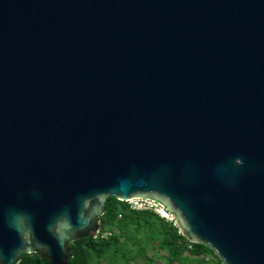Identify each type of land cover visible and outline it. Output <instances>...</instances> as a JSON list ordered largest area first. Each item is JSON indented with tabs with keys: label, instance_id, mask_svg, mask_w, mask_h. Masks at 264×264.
<instances>
[{
	"label": "water",
	"instance_id": "water-1",
	"mask_svg": "<svg viewBox=\"0 0 264 264\" xmlns=\"http://www.w3.org/2000/svg\"><path fill=\"white\" fill-rule=\"evenodd\" d=\"M109 197L264 264V0H0V264H68Z\"/></svg>",
	"mask_w": 264,
	"mask_h": 264
},
{
	"label": "trees",
	"instance_id": "trees-1",
	"mask_svg": "<svg viewBox=\"0 0 264 264\" xmlns=\"http://www.w3.org/2000/svg\"><path fill=\"white\" fill-rule=\"evenodd\" d=\"M154 245L166 252V264H221L209 248L184 238L172 220L150 209H131L113 197L105 202V212L99 218V234L69 243L67 263L138 264L137 260L142 259L146 264L152 262L147 251ZM18 264L50 262L31 253L22 254Z\"/></svg>",
	"mask_w": 264,
	"mask_h": 264
},
{
	"label": "rangeland",
	"instance_id": "rangeland-1",
	"mask_svg": "<svg viewBox=\"0 0 264 264\" xmlns=\"http://www.w3.org/2000/svg\"><path fill=\"white\" fill-rule=\"evenodd\" d=\"M142 207L144 209H151L154 212L158 211V213H160L162 216L166 217L167 219H169L168 215L163 213L161 210H157L158 208L155 207L152 203L148 202V203H142ZM154 208V209H153ZM138 210H143V209H138ZM148 254L152 259V262H146V264H166V260H167V254L165 251H161L158 250L157 247L154 245L151 247V249H148ZM184 260H186V257L184 258ZM184 260H182L183 262H185ZM138 264H144V262L142 261V259H138L137 260Z\"/></svg>",
	"mask_w": 264,
	"mask_h": 264
},
{
	"label": "built area",
	"instance_id": "built-area-1",
	"mask_svg": "<svg viewBox=\"0 0 264 264\" xmlns=\"http://www.w3.org/2000/svg\"><path fill=\"white\" fill-rule=\"evenodd\" d=\"M148 203V201H144V200H129L128 202H126L129 206H130V208L131 209H136V210H138V209H144L143 207H142V203ZM151 203V202H150ZM155 207H157L158 209L157 210H163V209H161L160 207H158V206H156L155 204H153ZM154 209V208H153ZM151 210V209H150ZM164 211V210H163ZM157 214H159L160 216H162L160 213H158V211H155ZM162 217H164V216H162ZM169 217V216H168ZM164 218H166V217H164ZM167 219V218H166ZM167 220H171L170 219V217H169V219H167ZM99 234V230L96 232V236Z\"/></svg>",
	"mask_w": 264,
	"mask_h": 264
},
{
	"label": "bare ground",
	"instance_id": "bare-ground-1",
	"mask_svg": "<svg viewBox=\"0 0 264 264\" xmlns=\"http://www.w3.org/2000/svg\"><path fill=\"white\" fill-rule=\"evenodd\" d=\"M153 204V203H152ZM163 213L167 214L165 211L161 210ZM168 215V214H167Z\"/></svg>",
	"mask_w": 264,
	"mask_h": 264
}]
</instances>
